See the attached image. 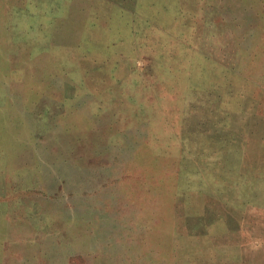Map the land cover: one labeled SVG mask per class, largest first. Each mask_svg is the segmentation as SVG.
Returning a JSON list of instances; mask_svg holds the SVG:
<instances>
[{"label":"rangeland","instance_id":"rangeland-1","mask_svg":"<svg viewBox=\"0 0 264 264\" xmlns=\"http://www.w3.org/2000/svg\"><path fill=\"white\" fill-rule=\"evenodd\" d=\"M8 1L39 76L108 134L58 144L12 125L0 228L89 223L77 238L106 264H264V0Z\"/></svg>","mask_w":264,"mask_h":264},{"label":"crops","instance_id":"crops-1","mask_svg":"<svg viewBox=\"0 0 264 264\" xmlns=\"http://www.w3.org/2000/svg\"><path fill=\"white\" fill-rule=\"evenodd\" d=\"M15 8L16 5L8 0L0 2V11L4 10L8 15H15ZM3 23L4 20L0 17V134L4 139L0 145L10 148L12 127H18L27 121L34 125V134H56L61 139L58 144L63 142L62 139L76 144L90 139L91 134H108L107 116L100 110L99 114L92 113V110L84 113L77 111L76 100L68 94L73 87L68 83H47V79L39 76L40 63L38 59L34 60V57H39L38 54H32L36 39L29 30L28 21L24 19V22L16 26L14 23L7 29L3 27ZM42 108L49 109L43 114L44 112H40ZM12 112L16 113L15 117H12ZM67 117L73 121L64 122L63 119ZM19 201L24 200L22 198ZM39 203L47 208L46 204L51 202L48 196H43ZM8 213L14 215V212ZM19 216L25 218L23 227L11 224L5 230L0 228V233H3L0 241V264L107 263L100 255L92 252L90 236L82 240L77 238L79 235L85 236V233L90 235L91 224L84 223L77 230L76 236V227H70V220L67 223L52 218L53 220H48L43 225L34 226L29 214ZM52 234H55V238L50 242ZM160 263L172 264V258Z\"/></svg>","mask_w":264,"mask_h":264}]
</instances>
